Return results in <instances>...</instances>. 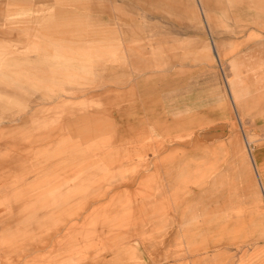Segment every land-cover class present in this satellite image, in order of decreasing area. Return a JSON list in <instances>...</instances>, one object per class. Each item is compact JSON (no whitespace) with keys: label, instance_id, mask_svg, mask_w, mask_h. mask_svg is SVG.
I'll return each mask as SVG.
<instances>
[{"label":"rangeland","instance_id":"1","mask_svg":"<svg viewBox=\"0 0 264 264\" xmlns=\"http://www.w3.org/2000/svg\"><path fill=\"white\" fill-rule=\"evenodd\" d=\"M87 1L88 8L73 9L72 16L103 32L91 38L79 31L47 32L45 43L54 47L51 40L57 38L54 45L80 46L81 51L92 46L91 57L64 60L70 61V72L50 73L41 89L17 86L13 93L3 88L5 96L25 104L41 93L49 99L28 114V125L0 126V202L32 201L44 196L43 190L61 198L74 194L80 211L95 200V227L35 226L29 234L26 227L8 232L11 227L0 226V264L83 263L114 249L122 254L114 264H234L242 251L264 240V193L246 146L248 135L254 153L252 114L232 110L188 119L170 113L162 95L177 81L200 78L203 66L225 70L234 50L218 49V59L210 42L217 47L219 42L239 41L244 47L263 42L264 12L254 10L250 22L257 24H247L245 11L236 21V0H220L208 19L209 33L204 20L166 10L161 2ZM27 4L43 7L49 20L58 19L51 15L60 8L54 0L0 2L18 20L37 14L22 12ZM117 5L125 9H114ZM37 22L27 19L13 27L4 42L24 50L34 40ZM224 76L229 81L226 72ZM8 108L0 115H17L18 107ZM87 113L93 114L94 125L65 123ZM16 142L20 144L12 146ZM32 162L34 169L21 171ZM165 167H172L167 174L172 184L165 183ZM26 181L34 193L26 194L25 188L17 194ZM160 190L166 191L162 197L168 204L193 202L197 209H180L179 216L198 219L178 221L175 210L162 217ZM219 201L225 203L222 210L215 209ZM74 212L62 209L55 216L68 222ZM202 217H221L222 224L201 226ZM92 230L94 236L84 235Z\"/></svg>","mask_w":264,"mask_h":264},{"label":"crops","instance_id":"2","mask_svg":"<svg viewBox=\"0 0 264 264\" xmlns=\"http://www.w3.org/2000/svg\"><path fill=\"white\" fill-rule=\"evenodd\" d=\"M2 0H0L1 2ZM9 1V0H5ZM18 1V0H15ZM27 1V0H25ZM34 2L35 0H31ZM37 1V0H36ZM44 0H40L42 2ZM139 2H161L164 3V8L170 11H176L182 16L204 20L207 31L210 33V17L215 8L218 7L220 0H138ZM233 1V0H232ZM56 4L60 6L57 12L51 14L58 19H51L48 11L43 7H34V4H27L23 7V11L36 12L33 17L24 16L25 20L16 19L14 13L8 12L6 9H2L0 5V110L9 109L8 107L18 109L17 115L15 114H2L0 115V126L10 124H23L28 125L31 120V116L28 115L32 111H37L43 107L45 100L49 99L43 93L38 98L30 99L31 103L26 104L21 100H14L8 96H5L3 88L9 89L10 92H15L17 86L27 87L30 89H41L43 82L46 81V77L50 73L60 74L61 72H70L67 61L69 59H87L91 57L92 51L89 47V51H81L80 46H63L54 45L59 42L60 39L53 38L51 40L54 43L47 47L45 41H48L47 32L76 34L78 31L82 34L85 33L90 38L94 32H103V30L95 31L94 27L86 26L83 20H79L78 17L72 16L73 9L84 11L88 8L87 0H54ZM236 13H238V20L243 16V11L246 12L247 24L250 22L252 12L259 10L264 12V0H236ZM220 5V4H219ZM64 6V7H63ZM25 8L27 10H25ZM114 9H125L124 5L114 6ZM85 15V14H84ZM240 15V16H239ZM242 15V16H241ZM27 19H31L33 22L38 21L39 28L33 33L32 40L25 46L24 50H20V47H14L4 42L8 38L10 29L17 25H24L27 23ZM49 21V22H48ZM126 24L130 25L129 22ZM257 24V22H254ZM261 26L264 28V17L261 21ZM47 30V31H46ZM110 32L108 30H104ZM242 32V29H241ZM264 33V29L261 30ZM48 38V39H47ZM91 42V39L90 41ZM212 43V44H211ZM12 46V47H11ZM30 47V48H29ZM215 42H210V49L215 53L216 58L219 59V50H234L231 55L229 63L226 62L225 70L223 71L221 65L217 69L215 66H203L198 72L202 76L200 78L187 79L185 82H179L172 86L169 91L163 92L162 99L166 106L170 109L172 114H186L188 119L191 115L196 113L202 114H231L232 110L235 113H250L251 116V129L252 132L257 134V143L252 150L250 136L247 137L249 145V161L252 162L257 181L261 191L264 193V41L250 43L247 46H243L242 42H219L218 47ZM87 48V47H86ZM79 49V50H78ZM142 57V56H140ZM63 59V60H62ZM220 61V60H218ZM225 72L229 77V81L226 79ZM9 75V77H5ZM7 93V92H6ZM14 101V102H13ZM18 107H16V106ZM21 107V108H20ZM22 112V113H21ZM239 116V115H238ZM68 125L78 126L79 123L90 126L94 125L95 118L92 113L84 114L75 118H68L65 120ZM246 141V143H247ZM20 143H13L12 146H18ZM28 148H31L30 143L25 144ZM31 153V152H29ZM30 156V155H29ZM234 160H237L235 155ZM34 162V161H33ZM26 165V169H21L22 172L29 173L30 169H34V163ZM19 168V165L17 166ZM236 170V169H235ZM237 171V170H236ZM163 176L166 177L165 183L172 184L173 180L168 181L167 174H171L172 167L163 168ZM241 174V173H240ZM170 177V176H169ZM236 179L238 178L235 175ZM243 179V174L240 175ZM239 177V178H240ZM26 179V178H25ZM261 179V180H260ZM260 180V181H259ZM24 182V179L22 178ZM261 183V184H260ZM243 186V185H241ZM26 188V194H33L34 189L30 188V183L26 181V185L17 191V194L22 193V190ZM178 188V187H177ZM249 186H244V189L248 191ZM78 192V191H76ZM121 192V191H120ZM165 190H160L159 195L165 196ZM106 193V192H104ZM44 196L38 199H29L26 202H16L10 204L8 202H0V226H9L8 232L17 229L16 227H26L29 234H34L35 226L45 225H75V226H93L97 217H95V208L93 201H87L83 204L84 211L78 209L76 204V196L73 194L68 197H57V194L53 191L43 190ZM56 194V195H55ZM52 195V196H51ZM178 199L177 197H175ZM211 202V201H209ZM173 204H168V201L164 197L158 200L157 209L161 213L162 217H167L168 211L175 210V216L177 220L183 219H198L194 216L180 217L179 210H191L197 209L193 202L187 201L180 202L174 201ZM223 205L221 201L218 202V206L215 209L222 210ZM212 207V208H211ZM208 209H214L211 206ZM62 209L74 210L73 217L70 221L63 222L61 218L55 216L58 215L57 211ZM4 211H6L4 214ZM189 214V213H188ZM71 215V216H72ZM190 215V214H189ZM193 215V214H192ZM221 217H202L201 226H208V223H216L217 226H221ZM252 222V220H251ZM253 224V223H251ZM4 229V228H3ZM221 228L217 231L220 234ZM22 231V230H21ZM209 231V230H208ZM96 233V230H92L91 233L84 234L85 236L92 237ZM10 234V233H8ZM77 235V234H76ZM83 234H79L81 238ZM80 238H76L79 241ZM257 247L248 248V250L242 251L234 264H264V240ZM77 245H75L76 247ZM61 253V252H60ZM122 254H119L118 250H108L105 254L94 259V257L87 259L85 262L80 263L74 261L72 264H114L119 262Z\"/></svg>","mask_w":264,"mask_h":264},{"label":"bare ground","instance_id":"3","mask_svg":"<svg viewBox=\"0 0 264 264\" xmlns=\"http://www.w3.org/2000/svg\"><path fill=\"white\" fill-rule=\"evenodd\" d=\"M29 48H30V47H29ZM246 141H247V140H246ZM246 146L249 148L248 141H247V143H246ZM249 149H250V148H249ZM260 180H261V179H260ZM260 180H259V181H260ZM260 184H261V183H260Z\"/></svg>","mask_w":264,"mask_h":264}]
</instances>
